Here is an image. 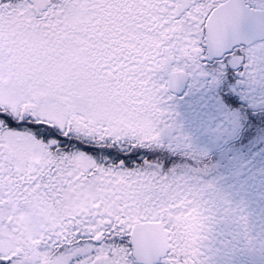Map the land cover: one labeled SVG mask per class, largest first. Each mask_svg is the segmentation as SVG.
<instances>
[{"label":"snow or ice","instance_id":"snow-or-ice-1","mask_svg":"<svg viewBox=\"0 0 264 264\" xmlns=\"http://www.w3.org/2000/svg\"><path fill=\"white\" fill-rule=\"evenodd\" d=\"M0 264H264V0H0Z\"/></svg>","mask_w":264,"mask_h":264}]
</instances>
